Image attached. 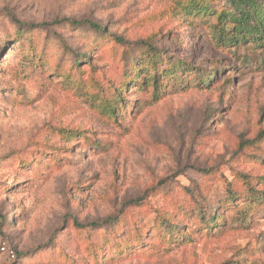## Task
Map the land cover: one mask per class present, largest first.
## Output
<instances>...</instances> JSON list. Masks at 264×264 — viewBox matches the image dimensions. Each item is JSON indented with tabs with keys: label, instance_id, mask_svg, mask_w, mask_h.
I'll return each instance as SVG.
<instances>
[{
	"label": "rangeland",
	"instance_id": "obj_1",
	"mask_svg": "<svg viewBox=\"0 0 264 264\" xmlns=\"http://www.w3.org/2000/svg\"><path fill=\"white\" fill-rule=\"evenodd\" d=\"M185 1L0 0V264H264V40Z\"/></svg>",
	"mask_w": 264,
	"mask_h": 264
},
{
	"label": "trees",
	"instance_id": "obj_2",
	"mask_svg": "<svg viewBox=\"0 0 264 264\" xmlns=\"http://www.w3.org/2000/svg\"><path fill=\"white\" fill-rule=\"evenodd\" d=\"M227 7L217 10L212 8L210 0H186V4L183 8L185 14L190 17L193 16H206L214 19V32L216 37L222 43H237V42H246L250 39H256L263 41L264 40V0H226ZM21 30L22 25L19 22H16ZM75 25L80 24L75 22ZM43 27V28H42ZM45 26H27L26 29L29 31L41 30ZM89 29L95 32L103 33L104 29L93 24H88ZM217 29V30H216ZM149 56V65L157 69V64L159 63L160 56L153 50L150 51ZM159 60V61H158ZM158 61V62H157ZM154 68V70H155ZM130 70V69H128ZM134 75V81H140L138 79L139 72H136L135 69H132ZM149 79L151 81L153 97L156 99L159 93V77L158 74H155L152 78L145 77L141 81H147L149 84ZM122 92V88L116 92V100L119 98V93ZM118 103V101H117ZM102 110L108 116L114 115L115 105L107 100L101 101ZM264 135V132L260 133L257 138ZM234 194L229 196L230 201H234ZM254 201L262 202L264 201V194H253ZM195 213L200 214L199 210H194ZM114 221V220H113ZM215 218L211 219L207 225H215ZM211 226V227H212ZM91 228H99L98 223H91L89 225ZM174 226L172 224L167 225V229L171 230ZM210 227V228H211ZM15 258V257H14Z\"/></svg>",
	"mask_w": 264,
	"mask_h": 264
},
{
	"label": "built area",
	"instance_id": "obj_3",
	"mask_svg": "<svg viewBox=\"0 0 264 264\" xmlns=\"http://www.w3.org/2000/svg\"><path fill=\"white\" fill-rule=\"evenodd\" d=\"M0 253L3 254V255H6L9 259H14V257H15L14 252L9 250L5 246L0 247Z\"/></svg>",
	"mask_w": 264,
	"mask_h": 264
}]
</instances>
